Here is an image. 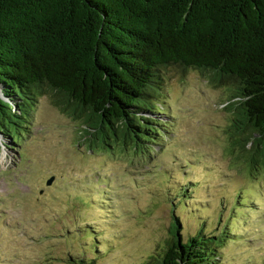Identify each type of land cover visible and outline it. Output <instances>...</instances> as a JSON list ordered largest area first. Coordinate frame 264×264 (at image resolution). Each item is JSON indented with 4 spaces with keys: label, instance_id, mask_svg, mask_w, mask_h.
I'll return each mask as SVG.
<instances>
[{
    "label": "rangeland",
    "instance_id": "374dc122",
    "mask_svg": "<svg viewBox=\"0 0 264 264\" xmlns=\"http://www.w3.org/2000/svg\"><path fill=\"white\" fill-rule=\"evenodd\" d=\"M164 76L153 143L84 133L48 95L20 144L0 133V264H71L72 251L143 264L163 256L176 215L184 239H227L223 264H264V166L240 146L231 86L196 69Z\"/></svg>",
    "mask_w": 264,
    "mask_h": 264
},
{
    "label": "trees",
    "instance_id": "16d2710c",
    "mask_svg": "<svg viewBox=\"0 0 264 264\" xmlns=\"http://www.w3.org/2000/svg\"><path fill=\"white\" fill-rule=\"evenodd\" d=\"M172 69L231 86L240 146L264 166V0H0V133L15 144L45 95L84 133L153 143ZM181 225L176 215L163 256L143 264H223L226 238L184 239Z\"/></svg>",
    "mask_w": 264,
    "mask_h": 264
},
{
    "label": "water",
    "instance_id": "95a60500",
    "mask_svg": "<svg viewBox=\"0 0 264 264\" xmlns=\"http://www.w3.org/2000/svg\"><path fill=\"white\" fill-rule=\"evenodd\" d=\"M53 179H54V177H52V178L49 180V182H48V183H51V182L53 181Z\"/></svg>",
    "mask_w": 264,
    "mask_h": 264
}]
</instances>
